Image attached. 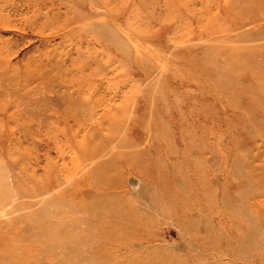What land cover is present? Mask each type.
Masks as SVG:
<instances>
[{"label":"rangeland","instance_id":"374dc122","mask_svg":"<svg viewBox=\"0 0 264 264\" xmlns=\"http://www.w3.org/2000/svg\"><path fill=\"white\" fill-rule=\"evenodd\" d=\"M0 264H264V0H0Z\"/></svg>","mask_w":264,"mask_h":264}]
</instances>
